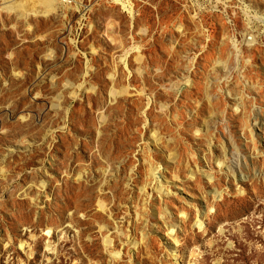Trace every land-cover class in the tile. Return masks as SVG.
<instances>
[{"label": "rangeland", "instance_id": "rangeland-1", "mask_svg": "<svg viewBox=\"0 0 264 264\" xmlns=\"http://www.w3.org/2000/svg\"><path fill=\"white\" fill-rule=\"evenodd\" d=\"M72 1L0 0V264H264V0Z\"/></svg>", "mask_w": 264, "mask_h": 264}, {"label": "bare ground", "instance_id": "bare-ground-1", "mask_svg": "<svg viewBox=\"0 0 264 264\" xmlns=\"http://www.w3.org/2000/svg\"><path fill=\"white\" fill-rule=\"evenodd\" d=\"M33 1V0H32ZM56 1H60V0H56ZM27 2V1H26ZM26 2H24L23 3V5H26ZM29 2V1H28ZM61 2V1H60ZM70 2H72L73 3V1L72 0H70ZM63 5L65 4V3H63V2H61ZM42 4L45 6V10H46V12H51L55 7H56V4H55V0H42ZM71 3H68L67 5H70ZM68 7V6H67ZM163 185H160V187H159V190H160V188L162 187ZM163 191H164V193L166 194H168L169 192H168V190L166 189V188H164L163 189ZM50 232V231H49Z\"/></svg>", "mask_w": 264, "mask_h": 264}, {"label": "built area", "instance_id": "built-area-1", "mask_svg": "<svg viewBox=\"0 0 264 264\" xmlns=\"http://www.w3.org/2000/svg\"><path fill=\"white\" fill-rule=\"evenodd\" d=\"M61 2H63V3H65V4H68V3H71L72 4V2H70V0H60Z\"/></svg>", "mask_w": 264, "mask_h": 264}]
</instances>
